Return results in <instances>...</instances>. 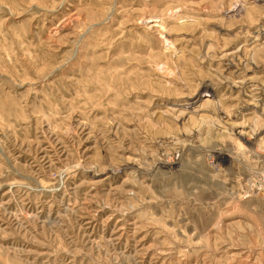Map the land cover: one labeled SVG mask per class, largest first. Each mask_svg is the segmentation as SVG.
Returning <instances> with one entry per match:
<instances>
[{
    "label": "rangeland",
    "instance_id": "1",
    "mask_svg": "<svg viewBox=\"0 0 264 264\" xmlns=\"http://www.w3.org/2000/svg\"><path fill=\"white\" fill-rule=\"evenodd\" d=\"M0 264H264V0H0Z\"/></svg>",
    "mask_w": 264,
    "mask_h": 264
}]
</instances>
